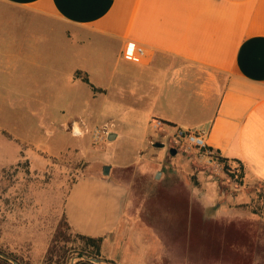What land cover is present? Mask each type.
<instances>
[{
  "label": "rangeland",
  "instance_id": "obj_1",
  "mask_svg": "<svg viewBox=\"0 0 264 264\" xmlns=\"http://www.w3.org/2000/svg\"><path fill=\"white\" fill-rule=\"evenodd\" d=\"M48 26L0 2V258L11 264H53L45 261V251L59 226L64 241L55 246L57 252L65 249L67 264L92 262L64 227L61 210L76 178L101 174L102 164L110 163L116 177L132 184L130 194L145 224L161 231L155 264H264V187L239 182L238 164L223 161L212 149L172 143L151 121L146 132H139L140 118L121 115L114 108L124 101L103 100L101 87L93 90L77 78L84 99L70 101L68 68L49 63L32 68V45L51 54L64 38L58 25ZM92 79L105 83L106 78ZM40 104L51 112L61 109L63 124L50 125L41 111L32 115ZM73 122L80 131L73 130ZM113 129L121 135L110 149L118 150L121 161L132 159L133 141L139 142L137 156L126 166L103 153L115 139L108 138ZM141 172L146 175L132 176ZM207 195L210 204L203 203ZM233 206L238 208H228Z\"/></svg>",
  "mask_w": 264,
  "mask_h": 264
},
{
  "label": "crops",
  "instance_id": "obj_2",
  "mask_svg": "<svg viewBox=\"0 0 264 264\" xmlns=\"http://www.w3.org/2000/svg\"><path fill=\"white\" fill-rule=\"evenodd\" d=\"M0 2L45 20L49 29L52 24L61 28L64 38L51 54L32 45V68L45 63L68 68L70 101L84 99L74 72H85L92 85L104 89L103 100H123L122 108L114 109L140 118L139 132H146L153 119L203 129L209 149L226 162H240L246 184L264 187V0ZM132 45L144 48L146 56H136ZM96 74L105 83L94 82ZM39 111L50 125L64 122L61 109L51 112L40 104L32 115ZM109 134L115 139L103 153L121 161L118 150L110 149L121 134L117 129ZM133 142V157L121 166L137 156L139 142ZM109 166V175H82L72 182L62 215L72 231L101 237L100 255L114 264H155L161 231L145 224L130 194L132 184ZM212 202L211 195L204 197V204Z\"/></svg>",
  "mask_w": 264,
  "mask_h": 264
},
{
  "label": "trees",
  "instance_id": "obj_3",
  "mask_svg": "<svg viewBox=\"0 0 264 264\" xmlns=\"http://www.w3.org/2000/svg\"><path fill=\"white\" fill-rule=\"evenodd\" d=\"M74 77L80 79L82 82H85L86 84H88L93 90H95L96 88L89 82L87 74L85 72H81L80 70H76L74 72ZM223 159V158H222ZM223 161L226 162V159H223ZM238 164V177H239V182L242 181V179H244V168L242 166V164L238 161H235ZM225 172L228 173L227 171H229L228 168H224ZM230 176H232V174L228 173ZM63 217V223H64V227H66V229L70 230L72 233H74L76 235V237L80 240V242H82V246L81 252H84V254L89 255L93 258H98L100 257V259L103 260V263H92L89 260H78L76 262V264H114L112 261L107 260L105 258H103L100 255V244H101V237H89V236H85L82 234H78L74 231H72V229L70 228V226L68 225L65 217L62 215ZM57 241L62 242L64 241V234L61 231L60 227L58 226V228H56L53 240L50 243V246L46 249L45 253L47 255L46 260L49 262H53V264H67V262L65 261V249L62 251L59 249L57 252V247L55 246L57 244ZM63 248V247H62ZM67 251V250H66ZM57 252V258L53 261L51 260L52 256L55 257V254ZM54 254V255H53ZM99 259V258H98ZM1 262H4L5 264H11L10 262H8L6 259L0 258Z\"/></svg>",
  "mask_w": 264,
  "mask_h": 264
},
{
  "label": "built area",
  "instance_id": "obj_4",
  "mask_svg": "<svg viewBox=\"0 0 264 264\" xmlns=\"http://www.w3.org/2000/svg\"><path fill=\"white\" fill-rule=\"evenodd\" d=\"M131 50L138 57L146 56V51L140 46L132 45ZM151 122L155 128L165 132L166 137L176 145L193 146L200 150L209 149L206 145V132L203 129H184L178 126H171L158 119H153Z\"/></svg>",
  "mask_w": 264,
  "mask_h": 264
},
{
  "label": "water",
  "instance_id": "obj_5",
  "mask_svg": "<svg viewBox=\"0 0 264 264\" xmlns=\"http://www.w3.org/2000/svg\"><path fill=\"white\" fill-rule=\"evenodd\" d=\"M108 138H112V134H109ZM155 145H156V146H162L163 144H162V143H159V144H155ZM169 153H170L171 155L175 154V149H174V148H170V149H169ZM109 169H110V166H109V165H104V166L102 167V171H101L102 174H103V175H108V173H109ZM158 176H159V174L157 173V174L155 175V178H158ZM92 262H94V263H98L99 260L96 259V258H94V259H92Z\"/></svg>",
  "mask_w": 264,
  "mask_h": 264
},
{
  "label": "bare ground",
  "instance_id": "obj_6",
  "mask_svg": "<svg viewBox=\"0 0 264 264\" xmlns=\"http://www.w3.org/2000/svg\"><path fill=\"white\" fill-rule=\"evenodd\" d=\"M73 128H74L75 130H79V131H80V128H79L77 122H73Z\"/></svg>",
  "mask_w": 264,
  "mask_h": 264
}]
</instances>
